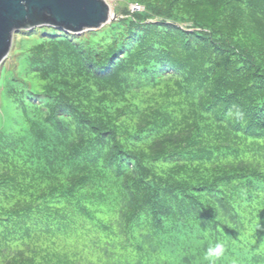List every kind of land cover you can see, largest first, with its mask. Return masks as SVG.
<instances>
[{"label": "trees", "instance_id": "1", "mask_svg": "<svg viewBox=\"0 0 264 264\" xmlns=\"http://www.w3.org/2000/svg\"><path fill=\"white\" fill-rule=\"evenodd\" d=\"M125 1L145 9L43 25L0 71L21 116L0 115V264H208L226 240L264 264L247 224L264 211V0Z\"/></svg>", "mask_w": 264, "mask_h": 264}, {"label": "water", "instance_id": "2", "mask_svg": "<svg viewBox=\"0 0 264 264\" xmlns=\"http://www.w3.org/2000/svg\"><path fill=\"white\" fill-rule=\"evenodd\" d=\"M116 20L106 0H0V67L20 30L44 25L81 34Z\"/></svg>", "mask_w": 264, "mask_h": 264}, {"label": "rangeland", "instance_id": "3", "mask_svg": "<svg viewBox=\"0 0 264 264\" xmlns=\"http://www.w3.org/2000/svg\"><path fill=\"white\" fill-rule=\"evenodd\" d=\"M106 1L108 2V4H110L114 13L119 18H122L125 15H127L125 11H131L134 14L136 11H134L132 5L138 4V3L128 4L125 0H106ZM41 27L42 26H36L29 29L20 30L15 35L13 48L10 51V54L8 55L6 60L3 62V64L0 67V71L2 68H6V70H8L7 74L5 75L7 81L11 79L13 71L16 72L18 70L19 61L22 57V54H18L17 52L21 46V41L24 40L31 42L41 32L40 30ZM31 37L33 38L31 39ZM20 72L22 76H25L24 70L20 69ZM0 115L8 116L9 117L8 122L10 123V126L14 128L17 127L21 121V116L19 112L15 111V107L13 106V104H11L9 100H6V98L2 96V89H0ZM247 224L249 230L248 237L254 243L255 247L258 248L259 241L264 238V211H260V210L254 211L249 216V220L247 221ZM237 242H238L237 240L235 242L226 240L225 248L229 252L223 256L224 260L221 261L222 263L224 261L223 264H242L245 263V259L248 256H250L249 249Z\"/></svg>", "mask_w": 264, "mask_h": 264}, {"label": "clouds", "instance_id": "4", "mask_svg": "<svg viewBox=\"0 0 264 264\" xmlns=\"http://www.w3.org/2000/svg\"><path fill=\"white\" fill-rule=\"evenodd\" d=\"M225 251L226 248L223 242H215L214 244H210L207 248L205 259L208 261V264H216V262L224 256Z\"/></svg>", "mask_w": 264, "mask_h": 264}, {"label": "built area", "instance_id": "5", "mask_svg": "<svg viewBox=\"0 0 264 264\" xmlns=\"http://www.w3.org/2000/svg\"><path fill=\"white\" fill-rule=\"evenodd\" d=\"M132 6H133L134 11H143L144 10V7L139 5V4L132 5Z\"/></svg>", "mask_w": 264, "mask_h": 264}]
</instances>
